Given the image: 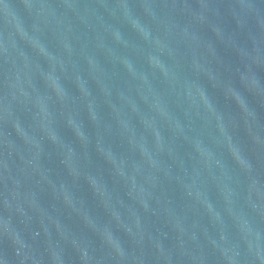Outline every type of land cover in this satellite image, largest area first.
<instances>
[{
	"label": "water",
	"instance_id": "95a60500",
	"mask_svg": "<svg viewBox=\"0 0 264 264\" xmlns=\"http://www.w3.org/2000/svg\"><path fill=\"white\" fill-rule=\"evenodd\" d=\"M0 264H264V0H0Z\"/></svg>",
	"mask_w": 264,
	"mask_h": 264
}]
</instances>
